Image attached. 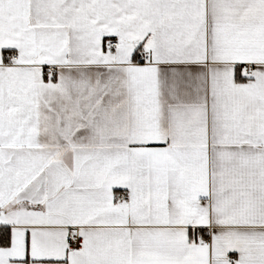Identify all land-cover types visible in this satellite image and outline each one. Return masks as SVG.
Segmentation results:
<instances>
[{"label": "snow or ice", "instance_id": "obj_1", "mask_svg": "<svg viewBox=\"0 0 264 264\" xmlns=\"http://www.w3.org/2000/svg\"><path fill=\"white\" fill-rule=\"evenodd\" d=\"M0 264H264V0H0Z\"/></svg>", "mask_w": 264, "mask_h": 264}]
</instances>
